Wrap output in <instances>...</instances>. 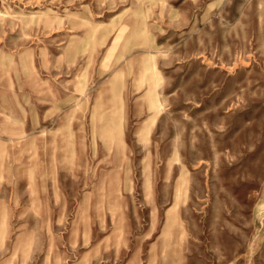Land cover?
<instances>
[{"label": "rangeland", "instance_id": "obj_1", "mask_svg": "<svg viewBox=\"0 0 264 264\" xmlns=\"http://www.w3.org/2000/svg\"><path fill=\"white\" fill-rule=\"evenodd\" d=\"M0 264H264V0H0Z\"/></svg>", "mask_w": 264, "mask_h": 264}]
</instances>
